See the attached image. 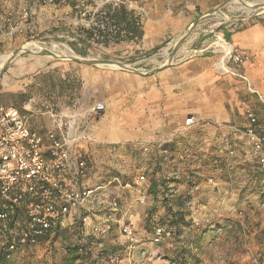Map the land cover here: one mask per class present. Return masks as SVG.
Returning <instances> with one entry per match:
<instances>
[{
    "label": "built area",
    "instance_id": "2783aa9c",
    "mask_svg": "<svg viewBox=\"0 0 264 264\" xmlns=\"http://www.w3.org/2000/svg\"><path fill=\"white\" fill-rule=\"evenodd\" d=\"M64 3L65 0H23L19 21L10 11L0 9V34L13 36L31 31L35 23L31 5ZM225 6L212 14L220 16L221 22L216 28L264 13L229 15ZM139 11L140 17L146 15L142 8ZM76 12L78 15L74 20L77 24L91 22L106 14L99 5L92 12L85 9ZM222 15L229 19L222 18ZM211 32L213 40L209 47L220 54V69L242 80L247 90L261 99L249 78L240 70L252 62L251 54L234 48L213 29ZM36 106L35 98H29L21 108L0 104V256L11 260L17 254L24 255L55 242L64 232L73 237L72 248L77 264H150V255L160 260L157 249L164 242L177 239L181 246L191 247L183 241L179 228L169 223H156L149 232L136 228L134 207L146 200L144 173L136 171L124 179L125 172H107L98 184L91 183L93 167L88 145L93 142L91 129L94 121L105 112L103 102L84 105L75 102L62 109L51 105ZM244 113L246 124L239 131L251 148L250 161L256 174V178L246 181L254 182L257 187L255 206L264 209V125L251 108H246ZM36 117H46L48 126H34L32 120ZM196 123L197 119L190 116L172 134L122 145L130 152L138 149L154 164L165 166L169 157L176 158L175 140ZM223 150L229 157H237L231 146ZM181 152L183 154L178 151L177 157L182 160L189 152ZM182 173L186 182L206 177L209 185L217 186L213 170L195 168ZM233 176L229 181L234 182ZM167 187L169 192L176 193L171 184ZM199 189V184L191 187L186 184L182 190H177L182 201L180 211L188 230L198 231L212 226L215 221L214 216L203 211L204 204L196 197ZM239 190L238 187L226 189L228 202L225 205L233 209L234 218L242 224L245 209L251 202H248L249 196H240ZM126 192L138 195L129 199ZM223 203L221 200L220 205ZM113 232L121 245L117 251L112 250L108 239ZM148 246L155 249L148 251ZM259 258V254L253 256L248 264H262Z\"/></svg>",
    "mask_w": 264,
    "mask_h": 264
},
{
    "label": "rangeland",
    "instance_id": "374dc122",
    "mask_svg": "<svg viewBox=\"0 0 264 264\" xmlns=\"http://www.w3.org/2000/svg\"><path fill=\"white\" fill-rule=\"evenodd\" d=\"M255 1L264 4V0ZM254 3V0H229V4L225 6V11L229 15L245 16V11L253 7ZM71 4L78 5V7H71ZM68 6L71 7L70 10ZM37 7H41L44 14L40 15V18H34V16H32L35 23L32 25L31 31L26 32L25 35L17 34V36L13 35L0 39V55L12 52L25 43H31L32 45L31 49H25L28 51L21 52L19 55L13 57L10 62H6L0 69V104L19 107L28 98L35 97L39 103L44 102L54 105L55 108H59L72 105L75 102L79 105H84L85 102L88 101L89 103L86 104H93V101L97 100H105L107 103V111L100 116L102 117L104 115L99 122L95 123L96 120L94 121L96 131L93 136V142L88 145V156L93 167L91 183L94 185L98 184L101 177L107 172H125L123 173L124 179H127L131 174H135L136 171L137 173H144L146 176L144 185L147 188L146 200L144 204H137L134 207V212L136 213L134 219L135 226L139 231L149 232L147 228H152L156 223H169V217L172 216L171 212L165 211L162 207V203L168 202L169 205L176 208L174 210H177V207H179V212H181L180 207L182 203L176 206L173 204L172 200L166 201V198L168 197L170 199V197L181 196L177 190H182V187L188 183L183 174H179L180 176L178 178H174L171 173L169 174L170 176L162 175L161 173L163 171L168 172L172 166L180 170L184 169L183 171L195 169L197 168L195 165L198 159L201 160L202 166L205 165V168L199 166L197 169H216V167L211 164L215 163L219 165L218 160H220V158H216L214 153L207 154L206 152H209V149L204 146L206 152L203 151L200 156L192 152L191 154L187 153L182 160H180V158L169 157L168 160L164 162V164L166 163L165 166H159L154 164L153 161L149 159L150 157H143L138 149L130 152L123 147L122 144L124 143L107 142V140L99 134V131L101 128L105 127V125L107 126L109 120L116 115L118 118H121V128L128 132L135 133L138 138L144 137L149 133V127L153 124V120L155 119L154 111L156 110L154 109L153 94L160 86L159 79L154 76H156L157 72L167 68L169 65L158 69L154 73L140 74L139 72L146 73L158 65H164V58L162 59L159 55L161 54L162 48H165L173 40H177L179 36L185 33L183 32L172 40L166 41L160 45L158 50L145 54L144 57L122 59L109 55L104 56L98 54V44L94 39L89 41L88 44L90 48L87 49L82 47V41H79L75 35L77 26L84 25L86 27H91L95 24H99L100 22L97 19L100 18L95 17L93 21L95 24L89 23V25L79 24L76 26L72 25L71 21L72 18H77V10L85 9L86 11L92 12L95 8L94 0H69L68 3L65 2L64 4ZM67 8L69 11L65 12ZM107 9L112 10L113 8L107 5ZM55 11L60 12L58 15H55ZM253 13H256V11L254 10ZM263 15L264 13L260 16ZM219 19L220 16L217 15L202 17L198 23L193 25L189 34L183 37L174 58L179 56L181 60H189L190 57H202L203 54L193 53L191 49L196 48V44L204 38L208 37V42H212L213 38L209 39L213 34L211 30L213 29L216 32V30L220 29V27L216 28L217 24L221 22ZM52 43L58 45L53 48V50H50L52 56L39 52L43 48L48 50L52 46ZM71 44L80 48L83 54H77L71 48ZM61 45H67L71 51L65 53V49H62ZM173 48L174 46L169 49V55L166 58H169ZM61 57H76L81 58L83 61L62 59ZM33 58H40L41 61L35 63ZM22 59H24V61H21ZM84 59L113 61L121 64L123 67L120 69H113L103 64L89 65L84 62ZM155 60L161 61V63L156 64L157 61ZM258 63V67L262 69L260 74L263 75L264 79V58ZM11 66L17 67L19 75L15 77V81H17V83L19 82L20 88L17 92H2L5 69ZM211 68L218 74H225L220 69L218 57ZM47 69L48 71H46ZM235 79L238 80L236 77ZM233 84L236 87V98L244 101L248 107L255 112L259 121L264 125V97L262 99L256 98L255 96L250 97L245 93L242 83L237 81L233 82ZM39 103L36 107H39ZM152 132L153 131H151V133ZM154 135H152V138L160 137ZM127 137L123 138L122 141L134 140L131 136ZM222 163H224L223 160ZM239 164L240 165L237 164V168H239V170L244 169L245 171L239 172L238 170L239 175L235 174L233 176L234 182L227 188H240L239 195L242 197L249 196L250 194L256 195L257 187L255 188L254 182L252 180L246 181L247 179L256 178V174L251 172L255 169L254 165L242 162ZM219 167L225 168L224 164L219 165ZM246 170H248L249 173H247ZM225 181L230 183L229 177ZM169 184L172 185V188L176 189V193L168 191L169 188L167 185ZM192 184H199L200 188L204 185L205 192H207V188H209L206 177H199L198 180L194 179ZM225 189L226 187L224 185H218L217 188H214L212 191L218 197V202L221 200L224 201L220 206L215 207L211 204V206L208 207L206 203L208 202V198L201 199V202L204 204L203 211L211 214V216H218L220 221L226 220L227 218L231 220L230 215H232V220L234 219L236 224L235 230L239 231L242 237H240L241 239L238 241H236V239L235 242H230L226 239V233L224 237L220 235L216 236L217 239H214L216 238L215 236H211L210 238L207 235H203L197 238L199 248H203L204 252L210 255L209 259H215L217 264H248L251 258L257 254L260 255V262L264 264V209L255 206V199L250 196L248 200H250L251 203H249L245 209V217L241 220V224L234 218L233 209L225 205L226 202H228V195L225 193ZM125 195L130 199L138 195V193L126 192ZM196 197H198V194H196ZM156 202L158 203L155 204ZM179 216H181L182 219H175L173 217V220H177L178 222L171 225L177 226L179 228V233L183 234V231L189 228L186 221L183 219L184 214L181 212V215H178L177 218ZM165 218H168V222L164 220ZM156 220L158 221L156 222ZM188 231L195 230L190 229ZM237 231L235 233H237ZM183 238L185 239V237ZM108 239L111 246H113V251H117L121 248L119 240L116 238L114 232L108 236ZM176 240L177 239L164 242L162 245L158 246V248L161 250L164 244H172V242ZM233 243H235V245ZM73 244V237L64 232L55 242L31 250V252L27 254H17L11 260H5V258L3 259L0 257V264H67L70 262L77 264V256L72 249ZM190 248L193 247L191 246ZM151 249L154 250L155 247H147L148 251H151ZM234 254L237 255L235 259H232ZM161 260L162 257H160L159 260L155 255L149 256L150 264H157V262H161Z\"/></svg>",
    "mask_w": 264,
    "mask_h": 264
},
{
    "label": "crops",
    "instance_id": "0c3cea01",
    "mask_svg": "<svg viewBox=\"0 0 264 264\" xmlns=\"http://www.w3.org/2000/svg\"><path fill=\"white\" fill-rule=\"evenodd\" d=\"M224 1L225 0H94L95 7L97 5L107 7L108 5L117 10L120 6H124L126 10L131 11L126 16V20L130 24L128 29L124 27V29L118 30L116 25L119 24L118 26H122L123 24L117 21L108 23L109 31L113 36L119 32V40L110 38L104 45L102 42L98 43V54L122 59L144 57L145 54L158 50L161 44L185 32L186 28L195 17ZM22 5L23 0H1L0 9L5 12L10 11L14 14V19L19 21L21 20L19 13ZM68 8L70 10L71 7L68 6ZM68 8L65 12L69 11ZM139 8H142L146 15L140 18L141 37L138 39L132 36L131 29L134 17L140 13ZM30 10L34 18H40V15L44 14L42 8L35 5H31ZM59 12L60 11H55V15H58ZM74 19L75 18L71 19L72 25H79ZM93 21L94 20L83 24H95ZM0 25H2L1 22ZM103 25L104 23L101 24V28H105ZM25 34L26 31L19 35ZM215 34L221 35L227 42L232 44L234 48L251 54L252 62L242 67L240 70L249 78L253 89L259 93L262 99L264 97V79L263 75L260 74L262 69L258 67V62L264 58V15L222 26L220 29L216 30ZM15 35L17 36V34ZM2 37L10 36L0 34V39ZM210 38L212 39V36L209 37V39ZM88 43L89 41H82V47L89 49L90 45ZM209 44L211 43L208 42L207 37L200 40L196 44V48L191 49L193 53L203 54L202 57H190L189 60H181L178 56L167 68L156 73L154 77L159 79L160 86L153 94L154 109H156L154 111L155 119L153 120V124L149 127V133L147 135L138 138L135 133L122 129L121 118H118L116 115L109 120L107 126L105 125V127L100 129L99 134L102 135L107 142L111 143H126L127 141L144 142L151 140L154 134H157L154 136H165L176 132L183 125L187 117L193 116L197 119V123L184 131L182 136L175 140V144L177 145L175 148V156L178 158V151L183 154L181 152L182 150L190 154L195 152L200 156L203 151L206 152V149L204 150V146H206L207 149H209V152L207 151L206 153H214L216 158H220V160H218L219 165L224 164L225 166L223 169L219 167L218 164H211L216 167L215 170L212 169L215 172L216 185H224L227 189L233 181L230 179V183H228L225 180L232 175H239L237 164L240 165L239 163L242 162L254 165L250 161L251 148L239 131V129L246 124L244 112L245 109L249 107L244 101L236 98V87L233 82L238 81L242 83L243 89L248 96H255L256 98L258 96L256 94H251L242 80L235 79V77L229 73L218 74L211 68L217 57L220 60V54L213 51L209 47ZM7 54H9V60L11 52ZM21 61H24V59ZM33 61L36 63L41 61V59L33 58ZM165 61L166 58L163 59V64H167ZM46 71H48V69ZM17 75H19L17 67L11 66L5 69L2 92H17L19 90V82L17 83V81H15ZM36 101L38 104V100ZM93 102H103L106 107L105 112L107 111V103L105 100ZM86 103H89V101L85 102V104ZM43 105H51L55 108L54 105L44 102L39 103V108H43ZM64 107L66 106L56 109H62ZM102 117L98 118L95 123L99 122ZM48 123L46 117H36L32 120V124L36 127L42 124L48 126ZM95 123H93L91 129L92 136H94L96 131ZM260 124L262 123L260 122ZM151 131L153 132L151 133ZM127 136H131L134 140L122 141V139ZM227 146H231L236 150L237 157H229L224 152L223 149ZM222 160L224 163H222ZM199 166L205 168V165H201L200 159H198L195 167L198 168ZM173 167L175 166H172L168 172L163 171L161 174L170 176L169 174L171 173L174 178L179 177V174H183L182 172L184 169L180 170L179 168ZM203 168L202 171H205ZM172 170L174 171L172 172ZM175 171L177 172L174 173ZM241 171L244 172L245 170L240 169L239 172ZM246 172L249 173L248 170H246ZM217 186L215 187L217 188ZM204 190L205 186L203 185L202 188L199 189V192L196 193L198 194V198L200 200L208 198V202L204 201L207 203L208 207H210L211 204L215 207L220 206L218 197L212 192L214 186L209 185L207 192ZM250 196L254 198L255 195L250 194L249 197ZM248 202H250V200H248ZM157 203L158 202L155 204ZM172 209L174 210L176 208L172 207ZM230 217L232 219V215H230ZM214 218L220 221L218 216ZM233 221L235 222L234 219ZM231 224L233 223L231 222ZM228 227L230 226L225 227L223 233H219L217 236L220 235L224 237L226 233V239L230 242H235L236 239V241L240 240V237H242L240 233H238L239 236L237 235L234 237L233 232H226L227 229H229ZM195 232L197 231H188L185 229L183 231V236L185 237L183 241H190V239L196 238ZM207 236L210 237L209 235ZM214 239H217V237ZM233 244L235 245V243ZM182 248H185V246H181L178 240L173 241L172 244H164L161 250L159 248L157 249L162 257L161 262H157V264H184L182 262ZM186 248L190 249L198 260V264H217L215 259H209L210 255H207L203 248H199V246L196 249L190 247ZM236 255L237 254H234L232 259H235ZM192 261H189L191 263L188 264H193Z\"/></svg>",
    "mask_w": 264,
    "mask_h": 264
},
{
    "label": "trees",
    "instance_id": "16d2710c",
    "mask_svg": "<svg viewBox=\"0 0 264 264\" xmlns=\"http://www.w3.org/2000/svg\"><path fill=\"white\" fill-rule=\"evenodd\" d=\"M69 0H65L66 3H68ZM71 7H75L76 5L74 4H71L70 5ZM103 10L106 12V14L102 17H99L97 16V18H100V19H97L99 20V24H95L91 27H86L84 25H79L77 26L76 28V37L77 39L80 41H90L91 39L94 41H96V43H103V45L108 41V39L110 38H116V40H119V32L117 34H115V36H113L110 31H109V28H108V23H110L111 21H117L118 23L120 24H123L122 26H117L118 30H122L124 29V27L126 29H128L130 27V24L127 22L126 20V16L131 12V11H128L125 9L124 6H120L119 9H112V10H109L107 9V7H103ZM140 16L139 15H136L133 19V26H132V36L133 37H136V38H140L141 37V30H140ZM101 20V21H100ZM104 23V27L105 28H101V24ZM74 39V38H73ZM71 48L77 53V54H83L82 53V50L80 48H78L76 45L74 44H71ZM29 99V98H28ZM27 99V100H28ZM26 100V101H27ZM25 101V102H26ZM24 103V102H23ZM22 103V104H23ZM22 106V105H21ZM21 106L17 107V108H21ZM16 107V106H15ZM151 183H154V182H151ZM188 186L191 187V186H194V184H192V182H187ZM264 196V193L262 194ZM172 200L173 204H175L176 206L180 205V203L182 202L181 201V197L178 196V197H170V199L167 197L166 198V201H170ZM162 207L163 209L166 211H169L171 212V215L169 217V224H174L176 222H178L177 220H173V217L175 219H182L181 216H179L177 218L178 215H181V212H179V207H177V210H173L172 209V205H169L168 202H163L162 203ZM168 218H165L164 220H167ZM161 221H163L162 219H159ZM231 222L233 224H231ZM227 226H230L228 227L229 229H227V232L231 231L234 233V237H236L239 233V231L235 230L236 229V224L235 222L230 218H227L226 220H222V221H218V220H215L214 221V224L210 227H207V228H204V229H201V230H198L197 232H195V236L196 238H193V239H190V241L188 240L187 243L189 245H191L193 248H198L199 246V242L197 241V238L198 237H201L203 235H209L210 237L211 236H217V234L219 233H223V230L225 227ZM147 227V226H146ZM147 229H151L150 227H148ZM237 231V233H235ZM73 249V248H72ZM74 251V249H73ZM75 253V252H74ZM181 253L183 254V259H182V262L184 264H188V263H191L189 261H192L193 264H198V260L195 258V256L193 255V253L190 251V249H187V248H182L181 250ZM195 254V253H194ZM1 258L4 259V257L0 256ZM5 260H7L5 258ZM67 264H73L72 262L70 263H67Z\"/></svg>",
    "mask_w": 264,
    "mask_h": 264
},
{
    "label": "water",
    "instance_id": "95a60500",
    "mask_svg": "<svg viewBox=\"0 0 264 264\" xmlns=\"http://www.w3.org/2000/svg\"><path fill=\"white\" fill-rule=\"evenodd\" d=\"M228 0H225L224 2H222L221 4L211 8L210 10L206 11L205 13L201 14V15H198L197 17H195L191 23L188 25V27L186 28L185 30V34L182 35V36H179L178 39H177V42L174 46V48L172 49L171 53H170V56H169V63L167 64H164V65H160L158 67H155V68H152L151 70L147 71L146 73H142V72H139L140 74H147V73H154L155 71H157L158 69H161L165 66H168L170 64H172L173 60H174V57H175V53L177 52L178 48H179V45L181 44L182 40H183V37L185 35H188L189 32L191 31V28L193 27L194 24L198 23V21L204 17V16H207V15H212L214 13H216L219 9H221L222 7H224L226 4H227ZM24 51H28V50H25V49H22V48H17V49H14L12 52H11V55H10V58L8 60V62H10L13 57L19 55L21 52H24ZM40 53H46V54H49L52 56V54L50 53V51H48L47 49H42L39 51ZM62 59H73V60H79V61H83L81 58H63L61 57ZM98 61H101V60H96V59H84V62L86 64H89V65H96V63Z\"/></svg>",
    "mask_w": 264,
    "mask_h": 264
},
{
    "label": "bare ground",
    "instance_id": "6f19581e",
    "mask_svg": "<svg viewBox=\"0 0 264 264\" xmlns=\"http://www.w3.org/2000/svg\"><path fill=\"white\" fill-rule=\"evenodd\" d=\"M254 5H253V7H251L250 9H247L246 11H245V13L246 14H251V13H253V11L255 10L256 11V13H262V12H264V4H262V3H258L257 1H255L254 0ZM215 17V16H214ZM222 18H224V19H229V17L228 16H223L222 15ZM220 20V19H219ZM176 42H177V40H173L168 46H164L165 48H162V51H161V54H159L161 57H162V59L163 58H166L168 55H169V49L170 48H172L173 46H175V44H176ZM58 45L56 44V43H52V46L48 49V51H50V50H53V48H55V47H57ZM62 46V49H65L64 51H65V53H67L68 51L70 52L71 50L69 49V47L67 46V45H61ZM31 47H32V45H31V43H25V44H23L20 48H22V49H31ZM42 48V47H41ZM44 49V48H43ZM64 51H63V53H64ZM51 53V52H50ZM8 55L9 54H1L0 55V69L2 68V66L7 62V60H8ZM10 58V57H9ZM69 58H76V57H69ZM162 59H161V61H162ZM168 59V60H167ZM155 61H157V60H155ZM161 61H157L156 62V64H160L161 63ZM166 63H168L169 62V58H166V61H165ZM96 64H103V65H106V66H109V67H111V68H113V69H120V68H122L123 66L121 65V64H119V63H117V62H113V61H98Z\"/></svg>",
    "mask_w": 264,
    "mask_h": 264
}]
</instances>
